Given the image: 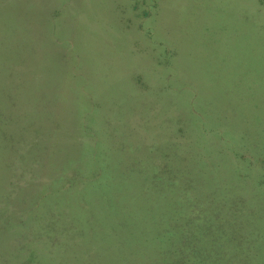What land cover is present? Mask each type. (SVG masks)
I'll return each mask as SVG.
<instances>
[{
  "label": "rangeland",
  "instance_id": "1",
  "mask_svg": "<svg viewBox=\"0 0 264 264\" xmlns=\"http://www.w3.org/2000/svg\"><path fill=\"white\" fill-rule=\"evenodd\" d=\"M0 264H264V0H0Z\"/></svg>",
  "mask_w": 264,
  "mask_h": 264
}]
</instances>
